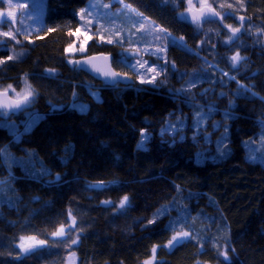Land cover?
<instances>
[{
  "label": "trees",
  "instance_id": "16d2710c",
  "mask_svg": "<svg viewBox=\"0 0 264 264\" xmlns=\"http://www.w3.org/2000/svg\"><path fill=\"white\" fill-rule=\"evenodd\" d=\"M88 1L46 0L39 33L15 34V40L0 37V57L21 54L0 65V86L19 89L27 74L35 90L30 107L0 116L7 125L0 126V264H66L72 252L76 264H143L154 245V264H264V160L249 159L264 156V0H242L243 7L237 0H209L217 11L245 18L231 44L224 43L230 33L223 25L240 27L237 18L197 29L179 17L183 5L123 0L155 27L183 37L192 52L169 44L168 68L157 77L164 83L151 86L141 84L119 62L126 42H91L85 55L110 54L113 69L127 72L133 81L131 86L112 87L67 63L64 48L74 39L69 33L78 26L77 11ZM221 2L233 4V9H220ZM9 26H0V31H9ZM237 51L246 59L233 69L230 57ZM46 69H55V76H46ZM197 72L205 78L191 88L187 99H195L189 107L175 90L186 89ZM92 91L98 92L99 101ZM73 103L86 104L87 111L78 112ZM209 106L214 110L201 125L207 131L194 141L193 113L197 107L208 112ZM28 110L42 114L29 131L23 116ZM178 117H188L187 127L173 143L174 134L162 135L161 130ZM214 124L220 125L218 130ZM142 129L151 138L145 149H138ZM225 129L228 139L221 152L230 150L226 156L216 146ZM44 168L51 175H42ZM57 175L62 177L58 182ZM124 196L129 202L118 211ZM106 200L115 206L102 203ZM173 201L187 209L184 229L198 239L167 249L173 235L169 222L177 213L154 214ZM70 212L76 227L69 235H79L71 247L70 240L62 244L51 235L61 225L70 226ZM175 227L178 231L181 224ZM21 236L47 243L34 254L22 255ZM225 250L228 261L219 255Z\"/></svg>",
  "mask_w": 264,
  "mask_h": 264
},
{
  "label": "snow or ice",
  "instance_id": "6c2138e0",
  "mask_svg": "<svg viewBox=\"0 0 264 264\" xmlns=\"http://www.w3.org/2000/svg\"><path fill=\"white\" fill-rule=\"evenodd\" d=\"M119 3L124 8H127L131 13H133L135 16L140 18L139 28L144 31H149V28L146 27L147 24H151L152 22L148 21L146 17L143 16L142 13L138 12L136 9L132 8L130 5L124 4L123 0H118ZM9 11L7 12V16L9 18L14 19V8L12 4V0H7ZM165 4L171 3L174 7L179 8L181 5L184 6V11L179 13V17L183 20H189L191 24L195 25L197 29L201 28L203 24L215 22L217 19L223 23L224 20L228 18H237L240 21V27H234L232 24H224V28L228 30V33L230 35L227 36L224 43L225 44H231L234 43L236 39L239 38L238 34L241 32V28L243 27V23L245 18L243 16L235 17L234 12H222L217 11V8L212 4L209 3V0H164ZM237 3L239 7H243L242 0H237ZM25 5L23 4H16L15 9H23ZM95 5L89 4L87 8H80L79 9V15L80 19L85 21L86 25L90 26L93 24V21L90 19H86L88 16L95 17L98 14L95 12ZM104 7H108L107 5H104ZM220 9H233V4L231 3H224L221 2L219 4ZM4 13L0 12V16H3ZM42 15V12H41ZM15 29H10L9 31H0V37H6L8 40H15ZM54 29L49 28L48 32H52ZM99 31V30H98ZM167 33V29L164 28H157L156 29V35L155 40H165L166 43L157 47L155 50H149L147 47L144 48V52L147 53L150 56H155L156 61H159L161 59L165 60L164 64L158 65L156 61L152 62L151 65H149L148 60H144L140 57L141 49L138 47H133V41L131 39L132 34H129L128 38V44L129 47L124 49L125 53H130V56L122 55L119 58V62L125 64L127 67H129L132 71L136 73V79L141 84H160L163 85L164 81H157V77L160 76L164 71L168 68V63L166 60V56H163L161 54L166 53L167 48L169 44L172 46H179L184 49H186L189 52H192V49L187 46V44L184 42V38L180 37L177 39L176 37L171 36L170 33H167L166 35H163ZM77 34H81L84 36V39L79 42V47H75V41L73 43L69 44L67 47L64 48L65 53H85L86 52V45L88 44V41L92 39V36L88 35L87 31L84 33H81V29L77 28L75 32H70L69 35L76 36ZM116 40L114 41L112 36H109L105 38L103 35H99V40L102 43H106L108 45H112L114 42L119 43L123 45L124 40L121 38L120 31H116L114 33ZM219 35V33H218ZM27 38V37H26ZM31 43V41H29ZM215 47V46H213ZM198 54V53H197ZM21 54H12L8 55L7 57H0V65H4L7 61H13L18 58V56ZM245 57H242L240 55V52H235L234 55L230 57L231 66L233 69H238V65L241 61L245 60ZM110 60V54L100 53L98 56H87L84 55L83 59L81 60H74V59H68L67 63L70 65H73L74 67L82 68L83 66H88L92 70L93 73H97L105 78V83L110 84L112 86H115L122 82H127L129 79L128 73H120L117 71H114L109 64ZM134 60V62H131ZM97 61H100L101 63H97ZM172 67L174 68L175 65L173 64ZM56 74L55 69H46L45 75L48 77H53ZM148 74H151L150 76ZM183 75H187L186 73ZM224 75H227V73H224ZM203 77L200 72L195 73L189 80H188V87L177 89L175 91L176 95H184L186 97L185 102L188 104L189 107H193L192 100L195 98L192 97L191 99H187V97L191 94V88L195 87L196 83L198 81L202 82ZM231 79H235V77H232ZM24 81V87L20 89V91H17L16 88L13 87L12 84H8L7 86H0V112H4L5 110H20L22 108L28 107L35 95V90L33 89L32 85L28 83L27 80V74L23 77ZM86 87L91 88L90 85H86ZM244 89V91H248V89L244 86H240ZM207 91V90H205ZM93 96H98L97 93L91 92L90 93ZM75 95V94H74ZM223 95V93H221ZM255 95V93H253ZM73 107L79 108L81 112L87 110V106L84 104H76L73 103ZM214 110V106H209L208 112H204L201 107H197L193 113V120H192V127L195 130L193 135V140L195 141L197 137L203 135L207 129L201 128L202 124H205L209 117L211 112ZM171 115H175L174 113H170ZM227 115V113H226ZM38 118V117H37ZM188 120V117H182L177 118L175 123L169 122V124L161 130V134L167 132H172L173 135V143H175V135L180 134L181 131H183L186 127V121ZM264 127V124L261 125ZM11 127H15L14 125ZM30 127V125H28ZM214 130H218L220 125L214 124L212 125ZM227 129H225V133L216 141L217 151L221 152V145L223 144L224 140L228 139L227 135ZM261 137L264 138V131L261 132ZM141 141L138 143L137 147L138 149H145V141L149 140L151 137L147 133L146 130L142 129L140 131ZM181 139H185V137L181 136ZM205 141L210 140V135L204 137ZM264 146V145H262ZM229 151H222L221 155H229ZM9 157L5 156L4 159L7 160ZM14 159V158H13ZM250 160L255 161L256 159L264 160V156L256 157V156H250ZM15 162V161H14ZM42 175H51L50 170L47 168H44ZM11 176V172L9 173ZM14 178V177H13ZM62 177L57 175L56 181L58 182ZM49 183H53V181H49ZM93 187H97L96 185H93ZM189 199L192 198V194L190 193L188 196ZM129 202V197L124 196L120 201L119 205L117 206V210H123L126 208L127 204ZM102 203L109 205V206H115L112 201H103ZM176 211L177 216L175 220H170L169 222V228L172 229L173 235L171 239L168 240L166 247H173L175 245H179L184 243L185 241L191 240V239H198V237L194 236L191 230H185L184 226L187 224L188 216H187V209L183 206H179L175 201H173L171 204L163 205L160 209L157 210V212L154 214V216H160V215H167L171 211ZM69 216L72 217V223L70 226H68L67 230L65 226L61 225L58 227L54 232L51 233L52 236L58 238L59 243H68L70 240V244H68L69 247L71 245H75L78 243L79 235L75 238H72L69 233L75 229L76 227V220L72 216V213H69ZM149 224H154L155 220H149ZM181 224L180 229L177 231L175 225ZM45 240L37 239L35 236H21L20 237V243L18 244V248L22 255L25 254H34L37 250L42 249L46 245ZM157 245H154L151 249V258L146 259L143 264H154L155 258H156V252H157ZM203 247V245H201ZM219 255L224 257L225 261L229 260L227 250L220 252ZM71 256H75V252L71 253ZM71 259V257H69Z\"/></svg>",
  "mask_w": 264,
  "mask_h": 264
},
{
  "label": "rangeland",
  "instance_id": "374dc122",
  "mask_svg": "<svg viewBox=\"0 0 264 264\" xmlns=\"http://www.w3.org/2000/svg\"><path fill=\"white\" fill-rule=\"evenodd\" d=\"M0 1L4 3V6L0 7V12L4 13L3 16H0V26L5 25V24L10 25L9 30L15 29L16 30L15 34L22 35V36H30L31 34L39 33V31L43 28V19L45 16L46 0H22V1L12 0V4L14 8V19L9 18L7 16V12L9 11L7 0H0ZM90 3L96 6L95 12L98 15L95 17H92V16L86 17V19H90L93 21V24L88 26L86 25L85 21L80 19V15L78 14L79 10H78L76 13V17L78 19V26L75 28V30L77 28H80L81 33H84L85 31H87L88 35L92 36V39L88 41V44L86 45L85 53L83 54L78 53V52L77 53H65L66 56H68V59H72V57L76 55L86 54L87 46L91 42H97L98 44L102 43L99 40V35H103L105 36V38L112 36L115 41L116 37L114 33L116 31H120L121 38L124 40V42H126V45H124V47L125 48L129 47V44L127 41L129 38V34L131 33L132 34L131 39L133 41L132 46L140 48L141 49L140 57L144 60H148L149 65H151L153 62L152 60L156 59V57L150 56L147 53H145L143 51L144 48L147 47L149 50H155L157 47L165 44V40L163 39L155 40L154 38L156 35L157 27H155L153 24L146 23V27L149 28V31H144L140 29L139 28L140 18L135 16L133 13H131L127 8H124L121 5V3L118 2V0H89L83 8H87V6ZM16 4H23L25 5V7L23 9H15ZM114 4L118 6L116 7L114 6ZM104 5H107L108 7H104ZM41 12H42V15H41ZM75 30L73 32H75ZM163 35H166V34H163ZM73 38H74L73 41L76 42L74 46L78 48L79 42L84 39V36L81 34H77L76 36H73ZM124 55L130 56L131 54L124 52ZM161 55L165 56V53ZM162 60L164 59H161L160 61ZM132 62H134V60H132ZM158 62L159 61H156L157 64ZM148 75L150 76L151 74H148ZM20 83H21V86L19 89H16L17 91H20V89L24 87L23 77H21ZM148 85L155 86L152 84H148ZM92 92L98 94V92L96 91H92ZM92 97L95 101H99L100 99L99 95L98 96L92 95ZM76 104H82V103H76ZM30 105L28 107H30ZM74 109H76L78 112H81L79 108L74 107ZM86 111H83V112H86ZM0 116L5 118L7 117V114L0 113ZM23 116L26 118L25 130L28 129L29 131L35 125V123L42 117V114H35V113H32L31 110H28V111L23 112ZM1 125L7 126L3 122H0V126ZM28 125H30V127H28ZM94 185L98 186L99 184L94 183ZM173 247L171 248L166 247V248L172 249ZM69 257H71V259H69ZM76 263H77V259L75 258V256L73 257L69 255L67 258L66 264H76ZM198 264H206V263H198Z\"/></svg>",
  "mask_w": 264,
  "mask_h": 264
},
{
  "label": "water",
  "instance_id": "95a60500",
  "mask_svg": "<svg viewBox=\"0 0 264 264\" xmlns=\"http://www.w3.org/2000/svg\"><path fill=\"white\" fill-rule=\"evenodd\" d=\"M190 21V19L188 20ZM218 22H220L218 19L216 20ZM100 53H95V54H89L87 56H93V55H96L98 56ZM105 54H108V53H105ZM83 59V56L82 57H79V58H76L74 60H81ZM97 63H101L100 61H97ZM109 64L111 65L112 67V57L110 55V60H109ZM77 69H79L80 71L84 72L85 74H87L88 76H90L91 78H94L96 79L97 81H100L102 83H104L106 86H109V87H112V85L110 84H107L105 83V78L97 73H93L92 70L90 69V67L88 66H83L82 68H78L76 67ZM113 69V67H112ZM114 70V69H113ZM115 71V70H114ZM129 77V76H128ZM133 84V81L132 79L129 77V79L127 80V82H122V83H119L117 85H121V86H131ZM116 86V85H115ZM23 109V108H22ZM22 109L20 110H5L4 112L8 113V114H14V113H17L19 111H21Z\"/></svg>",
  "mask_w": 264,
  "mask_h": 264
},
{
  "label": "bare ground",
  "instance_id": "6f19581e",
  "mask_svg": "<svg viewBox=\"0 0 264 264\" xmlns=\"http://www.w3.org/2000/svg\"><path fill=\"white\" fill-rule=\"evenodd\" d=\"M98 184H99L98 187L102 185V183H98Z\"/></svg>",
  "mask_w": 264,
  "mask_h": 264
}]
</instances>
